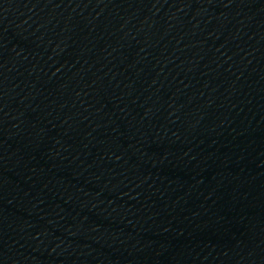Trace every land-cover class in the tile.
Wrapping results in <instances>:
<instances>
[{
    "label": "water",
    "instance_id": "obj_1",
    "mask_svg": "<svg viewBox=\"0 0 264 264\" xmlns=\"http://www.w3.org/2000/svg\"><path fill=\"white\" fill-rule=\"evenodd\" d=\"M0 264H264V0H0Z\"/></svg>",
    "mask_w": 264,
    "mask_h": 264
}]
</instances>
